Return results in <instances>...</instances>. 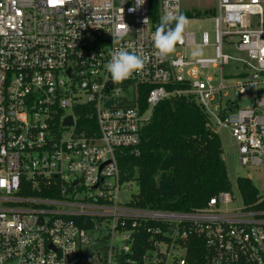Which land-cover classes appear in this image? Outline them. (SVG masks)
I'll use <instances>...</instances> for the list:
<instances>
[{
  "label": "built area",
  "instance_id": "1",
  "mask_svg": "<svg viewBox=\"0 0 264 264\" xmlns=\"http://www.w3.org/2000/svg\"><path fill=\"white\" fill-rule=\"evenodd\" d=\"M182 1L130 12L135 0H0V264H264V190L238 212L231 190L190 211L121 198L135 182L121 179L117 154L138 153L166 98L193 97L212 130L229 129L240 165L264 166V0H215V55L189 59L195 34L184 31L183 52L161 61L151 6L160 18L195 14ZM226 37L246 58L223 53ZM129 45L145 67L114 84L104 66ZM230 60L243 65L234 84L221 70ZM233 87L243 107L222 102Z\"/></svg>",
  "mask_w": 264,
  "mask_h": 264
},
{
  "label": "trees",
  "instance_id": "2",
  "mask_svg": "<svg viewBox=\"0 0 264 264\" xmlns=\"http://www.w3.org/2000/svg\"><path fill=\"white\" fill-rule=\"evenodd\" d=\"M150 17L157 27V3ZM207 120L191 96L166 98L154 107L138 153L125 149L117 154L121 179L137 186L138 205L190 211L230 190L220 137ZM237 187L245 204L255 201L258 190L249 178L238 177Z\"/></svg>",
  "mask_w": 264,
  "mask_h": 264
},
{
  "label": "rangeland",
  "instance_id": "3",
  "mask_svg": "<svg viewBox=\"0 0 264 264\" xmlns=\"http://www.w3.org/2000/svg\"><path fill=\"white\" fill-rule=\"evenodd\" d=\"M182 4L185 8H192L195 14L187 15L188 26L185 31L193 32L195 34V44L186 47L187 56L189 59H195L192 56V52L200 47L203 50V55L200 57H213L215 55L214 40H215V21L214 17L217 15V3L215 0H183ZM207 31L209 34L210 44L203 46L200 44V35L202 31ZM230 38L226 37L223 42V53L230 55L232 57L246 58L245 52H240L236 50L229 41ZM238 38L236 36L231 37L230 41H236ZM184 48L182 46H176V53H182ZM172 54L171 56H173ZM221 70L224 74L226 84H234L241 77L236 74L243 71V65L235 60H230L228 63L222 65ZM219 68L213 69L209 68L208 73L218 76ZM216 72V73H215ZM218 78V77H217ZM216 81V80H215ZM235 88H229L222 94V102L228 98L233 99L238 107H243L248 101L241 95L237 94ZM247 92H252V86L246 87ZM218 102V96L215 97L213 103ZM216 133L220 137L223 157L228 170V177L230 183V190L233 193V201L227 205V208L240 211L243 207L244 202L237 187L238 177H247L251 182L261 191L264 190V166L262 167H251L240 165L237 160V148L235 141L228 128L217 126L215 127ZM137 192V186L132 183L130 187H124L121 192L122 199H128L131 193Z\"/></svg>",
  "mask_w": 264,
  "mask_h": 264
},
{
  "label": "clouds",
  "instance_id": "4",
  "mask_svg": "<svg viewBox=\"0 0 264 264\" xmlns=\"http://www.w3.org/2000/svg\"><path fill=\"white\" fill-rule=\"evenodd\" d=\"M145 0H135L134 6L129 11L143 5ZM188 26V19L184 15H177L174 12H167L161 18L153 34V44L157 55L161 61H166L176 50V45L183 40V33ZM129 31L124 24L122 31L118 33L119 38ZM128 48H117L110 54V60L105 64L106 71L111 76V82L121 84L125 80L132 78L134 74H140L146 63V58ZM203 55V50L197 47L193 52V58Z\"/></svg>",
  "mask_w": 264,
  "mask_h": 264
},
{
  "label": "water",
  "instance_id": "5",
  "mask_svg": "<svg viewBox=\"0 0 264 264\" xmlns=\"http://www.w3.org/2000/svg\"><path fill=\"white\" fill-rule=\"evenodd\" d=\"M110 102H107L106 105H108ZM66 123H71V117L69 116L66 120ZM104 243H100V242H94L93 243V248H98V247H101L103 246ZM88 254H90V251L88 252ZM89 263V260L88 258H85L84 259V264H88Z\"/></svg>",
  "mask_w": 264,
  "mask_h": 264
},
{
  "label": "snow or ice",
  "instance_id": "6",
  "mask_svg": "<svg viewBox=\"0 0 264 264\" xmlns=\"http://www.w3.org/2000/svg\"><path fill=\"white\" fill-rule=\"evenodd\" d=\"M53 2H55V0H53ZM0 183H3L2 181H0Z\"/></svg>",
  "mask_w": 264,
  "mask_h": 264
}]
</instances>
